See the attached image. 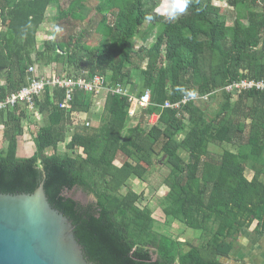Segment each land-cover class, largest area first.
I'll list each match as a JSON object with an SVG mask.
<instances>
[{
    "label": "trees",
    "instance_id": "obj_1",
    "mask_svg": "<svg viewBox=\"0 0 264 264\" xmlns=\"http://www.w3.org/2000/svg\"><path fill=\"white\" fill-rule=\"evenodd\" d=\"M225 2L236 11L231 25L206 0H190L172 21L146 0H98V44L54 34L37 48L35 33L49 5H55L58 32L65 21L84 19L87 1L69 0L60 6L57 0H0V98L27 83L28 67L37 60L60 65L56 73L65 78L86 71L129 93L132 78L137 79L136 96L150 90L149 105L137 108L132 117L127 95L104 91L96 97L75 89L70 108L63 109L59 104L64 90L50 87L34 99L31 109L20 103L0 110L6 142L0 149V192L31 193L43 182L50 205L72 222L85 257L95 264H227L219 257H229L241 231L253 221V231L264 234V182L259 180L264 174V91L251 87L231 99L224 89L242 79L264 80V0ZM248 7L244 25L242 13ZM151 32L154 39L148 42ZM195 92L209 94L208 100L162 107L166 100L177 102ZM98 97L99 122L86 126ZM215 97L221 100L209 116L206 104ZM73 112L84 117L80 126ZM33 113L46 120L32 136V155L19 158V137ZM152 115H157L155 123H149ZM70 126L75 129L65 141ZM235 139L234 152L210 154L208 145ZM63 142L66 152L61 153L58 145ZM157 143L169 169L161 180L167 187L162 197L166 222L177 220L203 237L208 234L205 244L181 251L178 239L154 229L151 210L138 205L135 192L119 193L129 177L144 178L150 171L147 165L160 167L153 160ZM119 156L125 160L116 166ZM246 169L254 172L251 179ZM75 187L92 193L95 201L84 204L69 196Z\"/></svg>",
    "mask_w": 264,
    "mask_h": 264
},
{
    "label": "rangeland",
    "instance_id": "obj_2",
    "mask_svg": "<svg viewBox=\"0 0 264 264\" xmlns=\"http://www.w3.org/2000/svg\"><path fill=\"white\" fill-rule=\"evenodd\" d=\"M68 1L69 0H57V3L58 5L61 6V5H66ZM86 1L87 3L84 7V11L82 12L84 19L73 21L70 24L66 23L65 21L66 26H63L58 32L54 30V26L57 24V22L53 19L55 5L53 4L49 5L46 8L45 20L39 25L35 33L34 44L36 45V47L43 48L45 40L51 38V36L54 34L58 36L57 39L65 38V40L68 38L69 35H73L74 38L72 40L79 38L78 41L79 44L81 42H85V43L91 42V44H98V42L101 41V38L100 35L98 36L94 32L96 22L100 18V16H98V14L96 13V9L94 8L98 0H86ZM146 1L148 2V5H152V4L154 5V11L156 13L162 14L163 0H146ZM206 3H208L210 6L214 8H219V12H221V14L225 17L226 25L232 24L234 18L236 17V11L232 7H229L226 4L225 0H206ZM248 10H250L249 7L242 13L243 17L241 19V22L244 25L248 23L247 15H246V11ZM107 18L109 21H111L110 15H107ZM84 31L86 33L81 38L80 36ZM151 34L153 35H150V39L148 40V42H152L154 39V33L151 32ZM53 66L54 65L45 66L40 61L37 60V64H34L35 73L45 74L51 71L61 72L60 65L54 66V69ZM142 67H144V64L142 65ZM2 78H4L3 74H2ZM138 84H139L138 80L132 78L131 86H128V89L129 87L130 90L133 89L132 93L135 94L138 88ZM235 98L236 97H234V99ZM220 100L221 98L215 97L209 102L208 105L206 104L205 109L207 110V114L209 116H212V110L217 108L218 102ZM234 101L235 100H233L232 102ZM152 118L153 117L149 118V123H152ZM45 120L46 118L43 117L41 114L33 113L32 117L28 119V122L24 123V133L21 137H19V142H18L19 151L17 156L19 158L32 155L33 151L35 150L34 144L32 142V136L33 134H35L38 126L45 123ZM84 120L85 119L83 116L80 115L74 116V121H77L76 124H78L79 126L83 124ZM2 129L3 128L0 127V149H2L6 145V142L3 139ZM74 129L75 128L73 126H70L66 134L65 141L69 139ZM246 134L247 132L244 134L243 138H246ZM64 143L65 142L60 143L58 145V152L61 153L66 152ZM237 143L238 140L236 139L228 147H226L225 144L212 143L208 145V150L211 155H213L214 157H218L225 148H232V150H235ZM159 149H160V144L157 143L154 146V152L155 154H157V156L156 157L154 156L153 160L155 161L157 160L159 163L158 166L160 167H157L154 163H152L151 166L147 165V168L150 169V171L146 172L145 177L144 178H137L133 176L129 177L125 186L119 188V193L123 195L130 191L135 192V194L138 195V197H140V199L138 200V205L140 207L148 206L149 209L151 210L153 218L156 220L154 229L157 230L158 234L163 233L167 236H170L171 238L178 239V241L180 242L179 245L181 251L188 249L190 245L205 244L209 238L208 234L207 237H203L199 230L189 229L183 226L177 220H168L169 223L166 222L167 218L162 212V205L164 202L162 197L166 193L167 187L161 183V180L167 174L169 169L168 166L163 165V160L165 159V157L159 155L158 153ZM79 152L80 151H78V153ZM47 153H52V150L48 149ZM181 155L183 158H186L187 156L186 153L184 152H182ZM124 160L125 157L119 156L118 161L116 162V166H120ZM150 249L153 250L152 248ZM233 254L229 255V257L227 258L219 257L220 258L219 260L227 264H234L232 262V259H234L236 253L234 252ZM152 256L155 257L154 252Z\"/></svg>",
    "mask_w": 264,
    "mask_h": 264
},
{
    "label": "water",
    "instance_id": "obj_3",
    "mask_svg": "<svg viewBox=\"0 0 264 264\" xmlns=\"http://www.w3.org/2000/svg\"><path fill=\"white\" fill-rule=\"evenodd\" d=\"M68 195L95 201L79 187ZM0 264H95L85 257L72 222L52 207L43 182L31 193L0 192Z\"/></svg>",
    "mask_w": 264,
    "mask_h": 264
},
{
    "label": "built area",
    "instance_id": "obj_4",
    "mask_svg": "<svg viewBox=\"0 0 264 264\" xmlns=\"http://www.w3.org/2000/svg\"><path fill=\"white\" fill-rule=\"evenodd\" d=\"M28 73L29 76L25 85L21 86L17 91L8 93L3 98H0V110L11 109L20 103L26 104V106L31 109L34 104V99L39 98L42 95L45 87L60 88L64 90V100L59 104V107L63 109L70 108L72 93L75 89L84 93H91L96 97L101 95L104 91L111 94L127 95L129 97V101L133 104L128 111L129 117L134 116L137 108L144 109L150 103L149 89H146L140 96H136L133 93H129L128 90L123 88L120 84L108 87L104 77L100 75L89 76L86 71L75 78H65L54 71L45 74H38L35 73L34 66H29ZM251 87L264 91V80L255 82L250 79H242L240 81L229 83L224 87V89L232 95L231 99H233L241 90H246ZM208 97L209 94L200 95L195 92L189 96H183L182 99L177 102H170L166 100L162 107L177 109L181 104L190 100L196 104L206 102ZM71 115H73L74 120L75 113L73 112ZM151 117L157 120V115H152ZM76 123L77 121H75V124ZM85 125L88 126L90 123L85 122Z\"/></svg>",
    "mask_w": 264,
    "mask_h": 264
},
{
    "label": "crops",
    "instance_id": "obj_5",
    "mask_svg": "<svg viewBox=\"0 0 264 264\" xmlns=\"http://www.w3.org/2000/svg\"><path fill=\"white\" fill-rule=\"evenodd\" d=\"M4 79L2 78V74L0 73V84H3ZM96 100L95 102V113L92 115V119L89 122L91 126H96L99 122L100 114L102 112L101 99ZM157 120L152 118V123H155ZM137 122V120H133V123ZM21 137V136H20ZM228 147L232 143H223ZM225 150H229L234 152L232 148H225ZM19 148L17 149L18 154ZM245 175L248 179H251L254 175L252 170L246 169ZM259 180L264 182V174H260ZM256 221H253L248 229L242 230L235 248L230 253H236L232 262L234 264H264V234H256L253 229L255 227ZM234 255V254H233Z\"/></svg>",
    "mask_w": 264,
    "mask_h": 264
},
{
    "label": "clouds",
    "instance_id": "obj_6",
    "mask_svg": "<svg viewBox=\"0 0 264 264\" xmlns=\"http://www.w3.org/2000/svg\"><path fill=\"white\" fill-rule=\"evenodd\" d=\"M189 3L190 0H163L162 14L169 21L175 20L187 10ZM147 18L151 19L152 17L149 15ZM178 90L184 91L183 88Z\"/></svg>",
    "mask_w": 264,
    "mask_h": 264
}]
</instances>
